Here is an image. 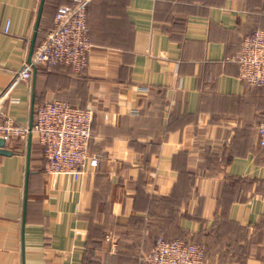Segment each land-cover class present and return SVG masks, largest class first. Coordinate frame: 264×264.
Returning <instances> with one entry per match:
<instances>
[{"label":"crops","instance_id":"obj_1","mask_svg":"<svg viewBox=\"0 0 264 264\" xmlns=\"http://www.w3.org/2000/svg\"><path fill=\"white\" fill-rule=\"evenodd\" d=\"M40 2L0 0L3 108L28 126L45 100L91 108L102 155L51 175L35 133L6 139L0 264H138L159 236L200 244L208 264H264V85L235 60L264 0H88V65L39 64L12 85ZM71 2L44 0L33 51Z\"/></svg>","mask_w":264,"mask_h":264},{"label":"built area","instance_id":"obj_2","mask_svg":"<svg viewBox=\"0 0 264 264\" xmlns=\"http://www.w3.org/2000/svg\"><path fill=\"white\" fill-rule=\"evenodd\" d=\"M88 0H75L58 6L54 27L35 46L31 57L14 72L12 85L30 78L37 65L52 67L65 63L76 71L88 65L92 47L87 22ZM235 60L239 78L247 85H264V28L247 33ZM0 97V136H26L31 131L43 146L44 169L51 175L70 174L79 178L84 166H96L101 153L89 152L92 135L93 110L79 107L68 100H45L35 106V118L30 128L15 121L4 110ZM260 145L264 146V119L258 124ZM143 264H207L204 248L181 238L172 240L159 237L154 247L141 255Z\"/></svg>","mask_w":264,"mask_h":264},{"label":"water","instance_id":"obj_3","mask_svg":"<svg viewBox=\"0 0 264 264\" xmlns=\"http://www.w3.org/2000/svg\"><path fill=\"white\" fill-rule=\"evenodd\" d=\"M43 3H44V0H41L40 6H39V10H38L37 20H36V23H35V28H34L33 38H32V48H31V51H30L29 58L31 57V55L33 53V48H34V44H35V38H36V33H37L38 25H39L41 12H42ZM32 124L33 123L31 122L30 125H29L30 128L32 127ZM28 135H29V138H31L32 132L30 131ZM5 142H6V139L3 138V137H0V152H2V153H10V150L5 148ZM28 173H29V169L27 168V175H28ZM26 198H27V188H26V193H25V199Z\"/></svg>","mask_w":264,"mask_h":264},{"label":"rangeland","instance_id":"obj_4","mask_svg":"<svg viewBox=\"0 0 264 264\" xmlns=\"http://www.w3.org/2000/svg\"><path fill=\"white\" fill-rule=\"evenodd\" d=\"M143 253H146V251H144L143 249H140L139 252H138V255H137V258H138L137 262H138V264H143L142 263V260L140 258ZM89 264H104V260H90L89 261Z\"/></svg>","mask_w":264,"mask_h":264},{"label":"trees","instance_id":"obj_5","mask_svg":"<svg viewBox=\"0 0 264 264\" xmlns=\"http://www.w3.org/2000/svg\"><path fill=\"white\" fill-rule=\"evenodd\" d=\"M74 1H75V0H72V2H74ZM72 2H71V3H72ZM57 8H58V7H57ZM56 11H57V9H56ZM257 86H262V85H257ZM91 130H92V129H91ZM159 237H163V236H159ZM159 237H158V238H159ZM158 238H157V239H158ZM163 238H165V237H163ZM157 239H156V240H157ZM165 239L172 240V239H174V238H165ZM185 240H186V241L193 242L192 240H189V239H185ZM204 250H205V249H204ZM148 252H149V251H148ZM205 253H206V251H205ZM206 257H207V254H206ZM207 264H208V260H207Z\"/></svg>","mask_w":264,"mask_h":264}]
</instances>
